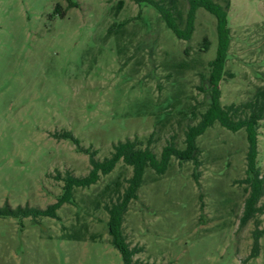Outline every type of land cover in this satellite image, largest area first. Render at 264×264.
Returning <instances> with one entry per match:
<instances>
[{"label": "rangeland", "instance_id": "1", "mask_svg": "<svg viewBox=\"0 0 264 264\" xmlns=\"http://www.w3.org/2000/svg\"><path fill=\"white\" fill-rule=\"evenodd\" d=\"M118 1L0 0V208L44 209L62 193L57 172L88 173V156L54 134L70 132L100 161L113 144L134 138L158 157L169 142L183 148L186 128L207 108L214 16L199 8L192 36L183 41L155 8L123 0L114 14ZM187 1L176 0L183 18ZM228 1L223 106L244 103L264 87V0ZM196 144L198 166L171 159L162 176L146 170L121 228L129 247L141 250L133 261L264 264V235L258 256L247 259L254 230L264 231L263 215L240 224L244 130L215 124ZM257 166L264 174V117ZM130 177L131 168L119 162L96 184L75 189L58 219L0 217V264H122L104 205Z\"/></svg>", "mask_w": 264, "mask_h": 264}, {"label": "trees", "instance_id": "2", "mask_svg": "<svg viewBox=\"0 0 264 264\" xmlns=\"http://www.w3.org/2000/svg\"><path fill=\"white\" fill-rule=\"evenodd\" d=\"M137 5L151 6L155 8L163 18L166 27L180 40L188 41L194 30V20L196 11L204 9L216 20L217 46L214 58L208 62V76L205 78V94L207 108L199 115L198 121L190 125L184 132L183 148H178L175 143L169 142L165 145L159 156L148 147H142L141 141L137 138L126 139L113 144L112 151L103 160L95 158L96 151L80 146L79 141L70 132L54 134L57 139H69L79 153L88 156L90 169L85 176L76 177L69 172L61 175L59 172L54 176L61 181L62 193L55 202L44 209L30 207H17L15 209L6 206L0 208V217L12 218H37L47 217L58 219L56 211L64 204L73 201V193L77 188H89L97 183L101 175L111 173L119 162L131 168V177L127 180V187L123 192L116 190V199L110 204L104 205L108 215L107 232L111 238L110 244L120 253L122 264H137L133 261V256L139 253V248H130L122 234L123 217L128 209V204L135 199L136 192L143 183L146 170H152L156 175L162 176L170 166L171 159H176L179 163L191 162L195 166L199 165L200 149L196 144L198 137L214 126L219 125L223 129L232 133L244 130L246 134L247 150L245 155L246 171L243 183L246 184L247 194L244 200L243 213L240 224L243 226L253 220L256 215L264 217V202L259 205L264 196V174H261L257 166L258 156V128L260 121L264 117V87H257L252 97L239 105L230 104L223 106L220 103L221 91L220 82L226 75V62L230 47L231 34L228 21L229 1L224 0L223 5L212 0H188V8L185 18L177 8L176 0H169L166 4L163 0H130ZM124 1H118L114 7V14H118L123 8ZM60 6H56L59 11ZM64 15V12L61 14ZM181 25L183 26L181 28ZM205 41V39H204ZM207 48L204 47V50ZM264 235V231L256 229L253 232V242L247 259L255 258L259 253V239ZM75 237V236H74Z\"/></svg>", "mask_w": 264, "mask_h": 264}]
</instances>
